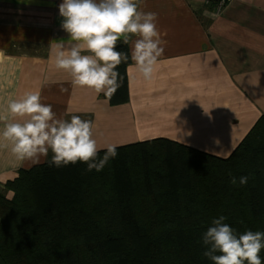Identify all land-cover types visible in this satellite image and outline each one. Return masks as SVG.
Returning a JSON list of instances; mask_svg holds the SVG:
<instances>
[{"label": "crops", "instance_id": "obj_1", "mask_svg": "<svg viewBox=\"0 0 264 264\" xmlns=\"http://www.w3.org/2000/svg\"><path fill=\"white\" fill-rule=\"evenodd\" d=\"M62 2L0 0V115L9 120L8 101L38 91L57 118L91 121L101 150L165 139L226 158L264 113V0H229L219 15L215 0H142L139 10L158 14L164 52L151 80L131 61L129 102L120 106L74 86L71 75L55 67L52 42L68 39ZM4 125L0 120V133ZM49 155L37 164L21 162L10 144L0 146V194L10 199L17 172Z\"/></svg>", "mask_w": 264, "mask_h": 264}, {"label": "trees", "instance_id": "obj_2", "mask_svg": "<svg viewBox=\"0 0 264 264\" xmlns=\"http://www.w3.org/2000/svg\"><path fill=\"white\" fill-rule=\"evenodd\" d=\"M130 64L111 99L102 95L110 106L129 102ZM117 153L101 171L51 159L20 169L12 197L0 194V264H213L202 243L213 219L225 216L237 236L264 232V113L226 158L165 139Z\"/></svg>", "mask_w": 264, "mask_h": 264}, {"label": "clouds", "instance_id": "obj_3", "mask_svg": "<svg viewBox=\"0 0 264 264\" xmlns=\"http://www.w3.org/2000/svg\"><path fill=\"white\" fill-rule=\"evenodd\" d=\"M141 2L63 0L59 13L68 39L52 42L55 67L68 72L74 86L103 93L109 100L122 86L124 77L117 70L122 63L133 61L143 78L151 80L164 48L156 24L158 14L139 10ZM133 36L137 39L132 40ZM121 42L129 45L127 52L117 50ZM7 112L12 120L0 115V120L5 121L0 138L8 143L0 146L10 144L18 161L40 163L50 150L53 155L49 166L80 161L87 164L86 171H101L118 154L117 145L106 144L100 158L101 148L94 138L92 122L78 115L57 118L52 105L41 102L38 91H27L9 100ZM17 117L22 122H14ZM215 143L219 145L220 141L216 139ZM247 182V176L239 178L240 185ZM231 183L235 185L237 179L233 177ZM225 220L223 215L213 219V226L203 234V255L213 264H262L259 253L264 248V232L249 230L237 236Z\"/></svg>", "mask_w": 264, "mask_h": 264}, {"label": "built area", "instance_id": "obj_4", "mask_svg": "<svg viewBox=\"0 0 264 264\" xmlns=\"http://www.w3.org/2000/svg\"><path fill=\"white\" fill-rule=\"evenodd\" d=\"M205 4L209 3V0H204ZM229 0H215V7H214V11L216 12L215 14L218 15L220 12V10L222 11L223 8L227 5Z\"/></svg>", "mask_w": 264, "mask_h": 264}, {"label": "rangeland", "instance_id": "obj_5", "mask_svg": "<svg viewBox=\"0 0 264 264\" xmlns=\"http://www.w3.org/2000/svg\"><path fill=\"white\" fill-rule=\"evenodd\" d=\"M214 12H215V11H214ZM215 13H216V12H215ZM218 13L221 14L222 11L220 10V12H218ZM219 14H218V15H219ZM51 157H52V155H49V158H48V159H51ZM48 159H47V160H48Z\"/></svg>", "mask_w": 264, "mask_h": 264}]
</instances>
